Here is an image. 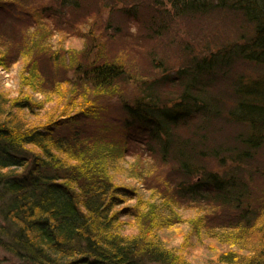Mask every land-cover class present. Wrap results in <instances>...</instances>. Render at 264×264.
<instances>
[{
  "label": "trees",
  "instance_id": "16d2710c",
  "mask_svg": "<svg viewBox=\"0 0 264 264\" xmlns=\"http://www.w3.org/2000/svg\"><path fill=\"white\" fill-rule=\"evenodd\" d=\"M22 1L14 0L15 6L9 9L17 11L18 7L26 15L28 8ZM79 1L61 0L60 6L77 9ZM150 4L168 6L172 16L228 7L240 20L235 23L241 30L240 39L208 55L195 54L176 74L161 78L133 75L117 58L77 61L70 79L63 83L75 85L72 79L85 78L80 81L98 82L117 97L127 115L120 122L123 146L127 147L122 150L124 154L112 149L110 142L101 141L100 135L89 133L87 139L84 129L71 126L88 116L86 109L92 114L97 109L107 110L102 102L93 103V108L81 94L73 96L70 92L67 96L60 91L53 101L41 103L31 94L10 96L0 87V246L29 264H196L191 260L189 237L193 233H184L179 240L163 237L161 228L176 222L161 220L153 209L141 212L137 191L121 182L134 175V163L124 159L129 154L148 157V163L156 159L173 166V176L168 180L171 189L167 191L173 201L186 207L209 203L220 211L230 210L221 213L219 225L210 226L223 232L248 228L258 235L260 250L256 256L246 260L240 256L238 262L236 252L216 251L211 256L215 264H233L236 260L238 264H264V197L256 200L261 195L243 177V170H238L241 163L259 156L264 147V0H150ZM46 5L51 12L57 9L54 4ZM37 10L40 15L46 9L41 5ZM152 12L160 11L153 8ZM0 53V58H18L15 53ZM236 59L262 68L250 77L230 78L235 98L225 110L222 106L215 111L222 99L212 93L214 78ZM119 78L138 82V93L125 97L114 90ZM174 82L179 86L170 93L159 91V87ZM209 112L241 126L231 142L214 143L216 128L205 132L211 123ZM196 122L201 125L192 129L191 136L196 139L180 134ZM63 124L72 129L58 132ZM208 159L220 166H234L222 173L211 171L205 162ZM251 170L264 178V163ZM160 191L157 188L151 193ZM134 199L133 210L123 205ZM134 216L136 221H127ZM234 235H229L230 240L234 241Z\"/></svg>",
  "mask_w": 264,
  "mask_h": 264
},
{
  "label": "rangeland",
  "instance_id": "374dc122",
  "mask_svg": "<svg viewBox=\"0 0 264 264\" xmlns=\"http://www.w3.org/2000/svg\"><path fill=\"white\" fill-rule=\"evenodd\" d=\"M13 2L14 0L0 2V51L15 53L18 58L16 61H12L14 57L7 59V55H4V60L0 58V87L10 96L28 93L41 103L46 99L53 101L56 93L61 94L60 91L66 92V95L70 92L73 96L81 94L93 108V103L102 102L100 105L107 110L97 109L92 114L93 111L86 109L88 116L81 117L71 126L84 129L82 132L85 138L89 133L100 135L101 141L110 142L112 149L117 148L122 154L127 147L123 146L121 123L127 115L122 111L117 97L110 95V89L98 82L80 81L85 78L72 79L75 85L63 83L70 79L68 76L77 61L86 63L117 58L133 75L147 79L161 78L164 74H176L175 71L183 67L195 54L208 55L211 51L240 39L241 30L235 25L239 18L225 6L192 15L172 16L168 6L156 7L150 4V0H80L77 9L61 7V0H24L22 2L25 4L22 5L28 8L24 15L18 7H15L17 11H14V8L9 9L15 6ZM40 4L46 10L39 15L40 9L37 8ZM46 4H54L57 12H51ZM153 8L160 12L153 13ZM154 14H158L156 19H153ZM158 62H162L161 65L158 66ZM261 68L243 59H236L232 64L223 67L216 74L211 89L216 98L222 99L221 104H225H219L213 110L218 111L222 106L225 110L235 98L230 91V78L243 74L250 77L256 75ZM138 84L134 79L119 78L114 90H119L125 97H132L140 89ZM178 86V83L166 84L159 87V91L163 94L170 93L171 88ZM209 113L211 123L207 129L204 128L205 132L209 133L208 130L212 129L210 127L216 128V135L212 139L214 143L231 142L232 136L241 126L223 120V115L215 116V113ZM196 124L182 129L180 134L196 139V136H191L194 134L192 129L197 130L201 126L200 122ZM72 128L63 124L58 128V132L70 131ZM129 155L131 156H125L124 159L126 163H134L131 165L134 175L121 182L137 191L141 212H145L147 208L153 209L154 211H151L161 220L176 222L168 228H161L164 229L163 237L179 240L184 233H193L189 238L193 252L191 260L194 263L215 264L211 256L216 251L236 252L237 260L240 256H243L241 260H246L249 256L258 254L259 237L250 229L238 227L225 229L223 232L216 226H210L220 223L221 213L230 210L220 208V211L209 203L186 207L173 201L167 193L168 189H171L168 180L172 178L174 171L173 166L170 167L171 164H162L156 159H153L155 163L152 164L146 161L148 157L142 159L143 157ZM258 155L254 159L244 161L238 168L243 170V177L250 180L253 190L261 195L257 201L264 197V178L254 174L251 169L264 163V147L259 150ZM205 162H208V170L220 173L234 166L231 163L220 166L213 159ZM245 169L250 171V176L247 171L245 173ZM150 186L154 188L150 189ZM157 188L161 190L159 194L151 193ZM135 199L123 205H129L133 210L134 206L136 207ZM136 220L137 216L127 218V221ZM127 228L136 231L139 229L133 226ZM233 233L236 242L230 240L229 235ZM0 264L29 263L0 246Z\"/></svg>",
  "mask_w": 264,
  "mask_h": 264
}]
</instances>
